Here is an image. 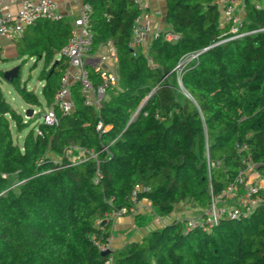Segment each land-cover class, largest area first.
<instances>
[{
    "label": "trees",
    "instance_id": "1",
    "mask_svg": "<svg viewBox=\"0 0 264 264\" xmlns=\"http://www.w3.org/2000/svg\"><path fill=\"white\" fill-rule=\"evenodd\" d=\"M87 1L92 51L113 41L118 83L105 90L98 110L84 105L72 83L71 112L56 109V124H42L43 104H53L66 68L56 55L70 24L39 19L18 41L20 67L29 58L42 60L43 85L39 97L19 71L11 86L41 110L26 119L0 89V264H105L108 258L111 264H264V202L249 217L222 219L208 232L167 222L106 256L90 239L108 233L111 221L101 227L95 221L127 205L135 184L147 188L137 198L159 216L183 202L206 208L243 168L238 143L248 145L264 174V9L245 2L243 30H261L220 42L228 34L219 27L218 0H165V22L178 39H151L133 52L128 42L138 9L129 0ZM194 53L180 76L186 97L175 67ZM90 78L101 83L92 70ZM98 121L110 128L97 131ZM205 144L208 158L219 163L209 173Z\"/></svg>",
    "mask_w": 264,
    "mask_h": 264
},
{
    "label": "built area",
    "instance_id": "2",
    "mask_svg": "<svg viewBox=\"0 0 264 264\" xmlns=\"http://www.w3.org/2000/svg\"><path fill=\"white\" fill-rule=\"evenodd\" d=\"M130 1L139 10V14L133 18L131 37L128 42V46L133 52L146 45L151 39L162 37L169 42H174L178 39V35L169 30H160L154 26V14L148 10L146 0ZM247 1H217L221 10L220 24L227 27L226 33L228 34L220 42L235 40L261 30H243L244 6ZM251 3L257 10L264 9V0H254ZM12 5L18 6L15 12L8 10V7ZM91 13L90 4L85 2L80 7L78 16L72 20L67 42L58 53L59 57L66 61L67 67L60 78L58 89L54 94L53 104L47 107L40 116L38 122L42 124H56V109L63 115L71 112L73 102L70 86L72 83L79 85L84 105L92 106L95 110L101 107L105 89L117 84L116 75L104 70L99 65L93 68V72L99 76L101 84L95 86L91 81L90 70L87 67V57L92 50ZM60 18L61 16L57 11V5L54 0H0V38L16 40L22 36L26 27L33 25L37 20L57 21ZM197 55L198 53H194L182 57L175 67V74L181 88L180 76L182 71L187 63L196 58ZM182 91L188 97L187 92L183 88ZM109 128L110 126H103L100 121L96 124V130L99 132H106ZM35 131L40 134L38 126H36ZM236 150L241 155L240 163L243 168L234 180L226 184L219 194L211 196L206 208L183 220L185 231L200 228L208 232L222 219L240 220L249 217L264 202V196L261 194V190L264 189V183H254L252 180L259 177V165L252 160L250 149L246 143H238ZM90 156L95 157V154L91 152ZM217 165L218 162L208 158L206 145V167L208 173ZM96 174L94 182H97L99 178L98 172ZM143 191H147V188L140 184H135L131 193L126 197L128 204L104 213L101 219L95 221V225L101 227L105 222H113L119 216L136 214L137 206L141 202L137 196L138 193ZM90 239L99 252L113 251L111 235L104 234L101 237L91 235ZM105 264H111V259L108 258Z\"/></svg>",
    "mask_w": 264,
    "mask_h": 264
},
{
    "label": "crops",
    "instance_id": "3",
    "mask_svg": "<svg viewBox=\"0 0 264 264\" xmlns=\"http://www.w3.org/2000/svg\"><path fill=\"white\" fill-rule=\"evenodd\" d=\"M146 1L148 4V10L154 14V16H153L154 26H156V28H158L160 30H169L170 32H172L169 29L167 23L165 22V11H166L165 0H146ZM248 1L252 2L254 0H248ZM54 2L57 5V11L60 14L61 18H64L69 22L70 28H71L72 20L78 16L79 10H80V7L82 6V4L85 2L89 3L87 0H54ZM129 2H130V5L135 6L130 0H129ZM90 6H91V4H90ZM17 8H18L17 5H12V6L8 7V10L11 12H15L17 10ZM135 8H136V6H135ZM244 8H245V6H244ZM91 9H92V6H91ZM219 10H220V7H219ZM138 14H139V10H138V13L136 15H138ZM220 16H221V10H220ZM220 16H219V27L220 28H227V27H224L220 24ZM105 18H106V22H109V17L106 14H105ZM132 22H133V19H132ZM131 26H132V23H131ZM27 29H28V27L25 28L24 32ZM24 32H23L22 36L16 40H7L5 38H0V56H1V58H3L5 61L7 60V58L5 57V53L3 52V47H8L9 49L14 48L16 51L15 57L22 61L23 58L22 57L20 58L18 55V41L23 37ZM130 37H131V31H130ZM148 43L149 42H147V44ZM146 45H144L141 48H138L136 50V52L139 50H144L146 48ZM33 59L34 60L32 62L31 68H32L33 64H35V67H36L37 62H40V64H41L40 69L38 71V75H39V72H40L41 67H42V60L35 62V58H33ZM56 59H59L58 54L56 55ZM21 61H20V63H21ZM64 62H65L66 67H67V63L65 60H64ZM97 65H99L104 70L115 74L117 77L116 49H115V46H114L113 41L111 39H108L104 43L100 44L95 50H93V51L91 50L90 55L87 57V67L89 70L93 71V68ZM18 66H19V71H20L22 66L20 67V64ZM0 70L3 71L2 69H0ZM8 70H10V69H8ZM3 72H5V71H3ZM38 75H37V79H38ZM2 77H0V78H2ZM176 79H177V77H176ZM21 82H24V80ZM25 82H26V87H27L28 79H26ZM40 82H41V86L39 87L38 94H36L34 92V89H30L39 97H40V89L43 85V81H40ZM117 83H118V78H117ZM115 86H117V84L114 86H110V88L115 87ZM179 89H180V91H182V88L180 86H179ZM183 95H184V93H183ZM103 96H104V94H103ZM24 104L27 107H26V109H24L25 111L23 112L22 115L27 119L28 117H26V115H25L27 110H29V107H31L32 109H34L35 107H32L31 105H28L26 103H24ZM47 107H49V106H45L43 104V111ZM38 109L40 110V108H38ZM33 111L34 110H32V112ZM205 130H206V128L204 126V131ZM206 145L207 144H205V154H206ZM207 153H208V150H207ZM258 174H259V177L253 178L252 180L254 181V183H259V184L264 183V174H262L259 171H258ZM140 201L141 202L137 206V213L136 214L119 216L118 218H116L112 222L107 234L112 236L113 251L123 249L126 245H128L132 242H139L150 230L160 228L161 226H163L167 222H171L174 220L183 221L187 217L191 216L193 213L196 214L200 210H203V209H198L197 207L193 206L191 203H188V204L181 203V204L176 205L175 208L173 209V211L168 216H159L156 214L154 207L152 206V204L148 200L142 199ZM138 219L140 221L143 220V222L141 224H138L137 223Z\"/></svg>",
    "mask_w": 264,
    "mask_h": 264
},
{
    "label": "rangeland",
    "instance_id": "4",
    "mask_svg": "<svg viewBox=\"0 0 264 264\" xmlns=\"http://www.w3.org/2000/svg\"><path fill=\"white\" fill-rule=\"evenodd\" d=\"M15 46V45H14ZM3 52L5 53V57L7 58L6 61L0 62V69L3 71H6L8 69H11L13 67L18 66L20 63V59L16 58V51L13 48H8V47H3ZM33 58H30L26 61V63L21 67L20 70V80L25 82L26 79H28V84H27V89H34V92L38 94L39 92V87L41 86V82L37 79L38 71L40 69V62H37V65L35 68H31ZM176 85L179 88L178 81L176 79ZM35 87V88H34ZM0 89L3 92L4 98L10 103V105L17 110L19 113L23 114L26 109V105L22 102V100L16 96L14 93L12 86L10 83L6 82L3 77L0 78ZM183 94V91H181ZM29 109L34 110L32 113L37 115L40 113V110L38 108L32 109L29 107ZM43 112V111H42ZM31 126H35V123L32 124ZM25 131L22 132L19 135V142H21L23 135ZM260 180V179H259ZM189 202H183V204H188ZM193 213L192 215H194Z\"/></svg>",
    "mask_w": 264,
    "mask_h": 264
},
{
    "label": "water",
    "instance_id": "5",
    "mask_svg": "<svg viewBox=\"0 0 264 264\" xmlns=\"http://www.w3.org/2000/svg\"><path fill=\"white\" fill-rule=\"evenodd\" d=\"M18 72H19V66H16L10 70H7L5 72H3V79L9 83H11L17 76H18ZM32 113V110L29 109L26 112V117H29ZM112 251H101L100 255L101 256H106L108 254H110Z\"/></svg>",
    "mask_w": 264,
    "mask_h": 264
}]
</instances>
